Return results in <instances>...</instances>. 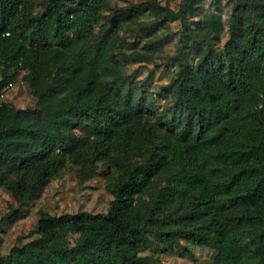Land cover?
<instances>
[{
  "label": "trees",
  "instance_id": "trees-1",
  "mask_svg": "<svg viewBox=\"0 0 264 264\" xmlns=\"http://www.w3.org/2000/svg\"><path fill=\"white\" fill-rule=\"evenodd\" d=\"M233 1L221 46L219 0H181L148 24L146 5L0 0V186L32 200L69 164L115 181L106 210L40 211L37 236L0 264H171L142 252L184 241L212 248L208 264H264V0ZM170 18L176 76L127 73L141 56L130 35ZM22 70L33 106L1 99Z\"/></svg>",
  "mask_w": 264,
  "mask_h": 264
},
{
  "label": "rangeland",
  "instance_id": "rangeland-1",
  "mask_svg": "<svg viewBox=\"0 0 264 264\" xmlns=\"http://www.w3.org/2000/svg\"><path fill=\"white\" fill-rule=\"evenodd\" d=\"M109 9L134 5H146L151 8L144 11L138 18L142 23L154 21L162 8L178 11L181 0H109ZM212 0H203L204 11L212 7ZM235 1L219 0V6L224 14V29L220 33L221 46L230 36L232 9ZM204 11H202L204 13ZM181 30V21L178 18L167 19L157 28L156 35L147 37L139 31L130 35V40L139 41L130 53L139 52L138 60L132 59L125 64L127 73L135 69L140 71L142 79L152 73L153 83L169 82L176 76L177 65L173 57L178 48ZM137 35V37H135ZM157 38L154 47L146 45L149 38ZM28 70H22L12 85L3 91L2 100L12 102L18 107L33 106L37 97L32 91ZM155 94V93H154ZM160 99L162 98L159 97ZM161 101H165L164 98ZM114 174L111 172H98L94 177H84L77 166L69 164L59 172L45 187L40 197L20 202L6 187L0 186V236L3 242L0 245V253H7L16 244L24 243L37 236V222L40 211H49L53 214L63 212H76L78 210H106L112 198L111 187L114 185ZM14 209L19 214L14 221L3 219L5 214ZM189 251L177 249L167 250L163 245L152 244L143 254H152L163 262L171 264H208L214 256V250L208 246H199L192 242L184 241Z\"/></svg>",
  "mask_w": 264,
  "mask_h": 264
},
{
  "label": "built area",
  "instance_id": "built-area-1",
  "mask_svg": "<svg viewBox=\"0 0 264 264\" xmlns=\"http://www.w3.org/2000/svg\"><path fill=\"white\" fill-rule=\"evenodd\" d=\"M12 84H13V83H12ZM12 84H11V85H12ZM9 86H10V85H9ZM9 86H8V87H9ZM2 97H3V94H2ZM2 97H1V99H2ZM260 106L263 107V104H260Z\"/></svg>",
  "mask_w": 264,
  "mask_h": 264
}]
</instances>
